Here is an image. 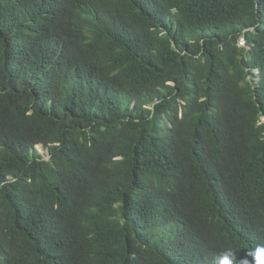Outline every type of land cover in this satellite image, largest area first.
<instances>
[{
    "label": "trees",
    "instance_id": "1",
    "mask_svg": "<svg viewBox=\"0 0 264 264\" xmlns=\"http://www.w3.org/2000/svg\"><path fill=\"white\" fill-rule=\"evenodd\" d=\"M255 246L264 0H0V264Z\"/></svg>",
    "mask_w": 264,
    "mask_h": 264
},
{
    "label": "clouds",
    "instance_id": "2",
    "mask_svg": "<svg viewBox=\"0 0 264 264\" xmlns=\"http://www.w3.org/2000/svg\"><path fill=\"white\" fill-rule=\"evenodd\" d=\"M252 259L250 262L243 260L238 262L231 250H228L224 255L218 258L219 264H264V246H255L254 252L250 253Z\"/></svg>",
    "mask_w": 264,
    "mask_h": 264
},
{
    "label": "rangeland",
    "instance_id": "3",
    "mask_svg": "<svg viewBox=\"0 0 264 264\" xmlns=\"http://www.w3.org/2000/svg\"><path fill=\"white\" fill-rule=\"evenodd\" d=\"M243 44V40L239 41V45H242ZM36 149L38 150V152L40 154H42L45 158L47 157L45 152L43 151V149L40 147V146H37Z\"/></svg>",
    "mask_w": 264,
    "mask_h": 264
}]
</instances>
